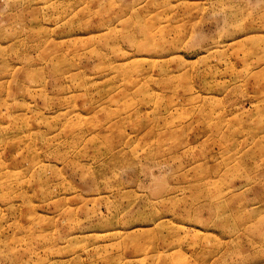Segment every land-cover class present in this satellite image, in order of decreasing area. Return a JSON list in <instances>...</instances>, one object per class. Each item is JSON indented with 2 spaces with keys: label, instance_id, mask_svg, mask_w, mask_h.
<instances>
[{
  "label": "rangeland",
  "instance_id": "1",
  "mask_svg": "<svg viewBox=\"0 0 264 264\" xmlns=\"http://www.w3.org/2000/svg\"><path fill=\"white\" fill-rule=\"evenodd\" d=\"M0 264H264V0H0Z\"/></svg>",
  "mask_w": 264,
  "mask_h": 264
}]
</instances>
